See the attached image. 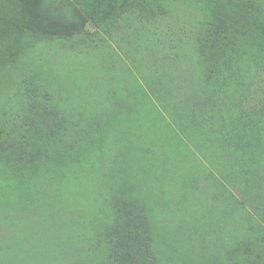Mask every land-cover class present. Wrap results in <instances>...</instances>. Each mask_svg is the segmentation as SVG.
I'll return each mask as SVG.
<instances>
[{
    "label": "rangeland",
    "instance_id": "rangeland-1",
    "mask_svg": "<svg viewBox=\"0 0 264 264\" xmlns=\"http://www.w3.org/2000/svg\"><path fill=\"white\" fill-rule=\"evenodd\" d=\"M73 1L0 0V110L10 112L23 98L37 116L19 127L22 142L5 138L19 145L11 151L14 159L15 150L35 152L33 158L21 155L30 162L19 169L0 163V240L12 250L1 255L0 264H108L102 257L81 261L69 248L47 256L44 243L29 242L30 235L40 234L23 208L32 192L47 198L56 193L55 203L88 239L107 223L87 229L84 204L113 197L123 209L116 220L130 235L152 243L155 254L166 255L164 264H237V240L260 243L247 231H253L252 221L237 211L222 217L213 207L202 229L198 210L183 213L181 206L198 194L191 191L195 169L220 175L227 160L240 176L241 154L264 164V0H235L237 8L226 0H173L164 20L144 32L145 39L160 41L151 53L128 41L117 47L123 29L113 30V37L103 31L105 46L118 50L113 57L94 54V48L80 53L81 40L65 44L62 37L95 32L130 0ZM147 1L153 7L166 2ZM142 32L141 27L135 37ZM188 36L194 40L186 45V58L166 57L160 44L175 54ZM130 72L134 76L126 78ZM161 96L175 107L205 108L212 115L204 120L207 137H184L185 145L166 137ZM215 144L224 147L223 157ZM49 174L55 187L42 190Z\"/></svg>",
    "mask_w": 264,
    "mask_h": 264
},
{
    "label": "trees",
    "instance_id": "trees-1",
    "mask_svg": "<svg viewBox=\"0 0 264 264\" xmlns=\"http://www.w3.org/2000/svg\"><path fill=\"white\" fill-rule=\"evenodd\" d=\"M71 1L75 4L73 0ZM77 1L80 3L81 0ZM226 1H230L228 4H232L237 8L235 0ZM225 4L227 3L225 2ZM172 6H174L173 0H166L165 4H159L156 7H153L152 3H149L147 0H130L127 9L122 10L121 13L113 19H108L105 23L98 24L95 32L64 35L62 39H65V44L72 42V39L81 40L82 42H80L83 48L79 51L80 53L94 48L96 51H93L94 54L113 57L119 55L118 50H115V47L112 45L109 48L107 47L109 41L104 38L103 31H106L109 37H113L115 33L113 30L120 28V31L123 29L126 31V34L122 33V41L120 43L117 42V47L120 48L121 44L122 46H126L128 41L129 43H127V45L134 47L136 50L141 49L144 53L147 51L151 53V45H154V42L159 43L160 41L154 40L152 37L145 39L144 32L156 25L159 21L162 22L167 11L172 10ZM216 12L219 14L220 10H214L215 16H217ZM1 15L2 14H0V16ZM2 24L3 21L0 20V26ZM141 27L143 30L142 35L136 38L135 33ZM3 37L4 35L0 32V41H2ZM183 38L184 37H182L180 42L175 46V54L167 47H164L163 44H160V46L166 50L164 51L166 57L173 58V56L176 55L177 58L174 57V60H177L178 57L181 56H185L186 58V45L192 42L194 38L192 36H188L184 40ZM93 41L94 45L92 43ZM146 44H148V47H146ZM127 56L131 57L130 55ZM132 76H134V74L130 72L127 74L126 78ZM35 91H37V89H35ZM110 91L105 92V94L107 93V95H109L108 92ZM33 99L35 98L33 97ZM158 101L165 108L164 113L166 115L162 114L160 122L161 126L164 128L165 126L167 127L165 128L168 131L166 137L176 140L177 142L182 141L183 144L184 137L188 140L195 135L199 137L203 135L200 138L201 140H203V137H207V135L203 134L207 126L204 120L212 115L209 113L206 115L205 108L194 110L188 105L183 107L177 105L175 107L174 103L168 101L166 96L159 97ZM33 103L34 106L37 105V103ZM59 103L60 101L58 100L57 104ZM25 104V99L22 98V102H20L19 106L11 108L9 110L10 112H5L6 110L2 112L0 110V163L15 169H19L30 162L29 159L27 163L25 160L23 161L21 155L33 158L31 154L35 152V150H25L22 152L15 150L13 154L16 155V159H14L15 156L10 157L11 151L19 147V145L15 143L12 146V143L5 141L6 136H8L11 140L22 142L24 137L21 138L18 136L19 127L24 126L32 117H37L36 113L32 112L36 107L33 108L31 104L28 106ZM48 109L50 112L53 110L51 107H47V111ZM184 113H187V115H184ZM246 117L249 120L252 119L250 113H247ZM176 127L180 130V133L177 131ZM207 141L208 139H206V142ZM206 142L204 143L206 144ZM12 147L13 149H11ZM22 147H24L23 144ZM212 148L219 150L217 153L220 157H223L226 152L224 147L218 144H215ZM40 154L39 159L44 156L42 155V151ZM241 155L242 158L239 157L240 160L238 161H241V174L240 176H236L237 179L233 173L232 166H228L227 160L222 161L221 169L218 171L220 175L215 174V172H210L208 174V169L206 167L195 169L190 175L193 181L191 191L198 194L192 196V199H188L186 202H189V205L184 204L181 206V210L183 213L198 210V215H200L199 223L201 226L205 224L201 223L203 219L207 221L206 225L209 224V214L206 213L212 212L211 208L213 207H217L220 210L219 213L222 214V217H227L228 214H232V211H237V215H240L241 218H248L250 222L252 221L250 227H252L253 231H247L253 234L260 243H258V246L256 245L254 247L252 244H249L247 240L245 242L243 239L240 241L237 240V259L239 258L237 264H264V164L261 159L258 161L253 157ZM234 160V165L237 166V156L234 157ZM54 182H56L55 179L49 174V176H46V178L41 181V184L44 185H42L43 187H41V189H54ZM234 189H239L238 195ZM60 194L62 196V193ZM31 195L30 199L25 197L26 201L23 208L28 215L34 217L35 221L32 225H36V230L39 231L40 234L35 236L32 234L26 239L29 242L40 240L36 242L44 243L46 249L44 255L48 256L52 249L65 252L64 250L69 248L74 251L72 254L76 253L79 260L90 261L91 263L95 261L96 257L106 259L108 264H164L167 260L166 255L161 254L158 256L157 253L155 254L153 252L152 243H146V238L140 240L130 235V229L128 228L127 231L125 224L120 222L121 220H116L123 209L121 208L122 204L120 206L116 204L117 199L113 197H107L106 201H101V205L97 203L99 201L97 197H92L90 199L92 201L91 203L87 205L84 204L86 208H89L84 214L87 218L82 222L87 229H95L94 227L107 223L104 232L102 229H99L100 233H95L92 235V239H88L84 233H79V225L73 219H69V215L62 211L63 205L61 206L55 203L57 197L56 193L49 195V198H47L44 193L40 194L39 192H32ZM208 198L211 200L207 201ZM154 208L153 212L155 210ZM158 212L159 211H157V213ZM92 214L93 216H91ZM134 226H136V224H134ZM25 227H27V225ZM205 227L203 226L201 228L203 229ZM52 231H57L59 233L57 238H54V234L51 233ZM28 232L30 234L32 228H29ZM103 234L105 235L104 239H102L104 236ZM251 243H256V240H253ZM8 251L10 255L12 251L11 248L9 245H2V241L0 240V257Z\"/></svg>",
    "mask_w": 264,
    "mask_h": 264
}]
</instances>
